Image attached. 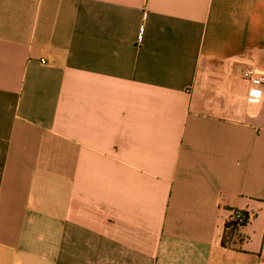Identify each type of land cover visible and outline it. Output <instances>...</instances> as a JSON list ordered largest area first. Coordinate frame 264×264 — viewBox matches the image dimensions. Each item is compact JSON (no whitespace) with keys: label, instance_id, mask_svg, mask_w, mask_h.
Instances as JSON below:
<instances>
[{"label":"crops","instance_id":"obj_1","mask_svg":"<svg viewBox=\"0 0 264 264\" xmlns=\"http://www.w3.org/2000/svg\"><path fill=\"white\" fill-rule=\"evenodd\" d=\"M247 67L264 0H0V264H264Z\"/></svg>","mask_w":264,"mask_h":264},{"label":"built area","instance_id":"obj_2","mask_svg":"<svg viewBox=\"0 0 264 264\" xmlns=\"http://www.w3.org/2000/svg\"><path fill=\"white\" fill-rule=\"evenodd\" d=\"M241 77L249 84V88L246 93L247 104H258L261 98L262 88L264 86V74L258 72L255 68L247 67L241 72ZM235 218L239 222L243 219L239 213H235Z\"/></svg>","mask_w":264,"mask_h":264},{"label":"trees","instance_id":"obj_3","mask_svg":"<svg viewBox=\"0 0 264 264\" xmlns=\"http://www.w3.org/2000/svg\"><path fill=\"white\" fill-rule=\"evenodd\" d=\"M235 213H239L242 216V221L239 222L236 218H235ZM248 221V215L246 214V212L244 211H240V210H235L233 211L232 216L225 222L224 225V233H223V237H222V245L226 246V242L227 240H230L233 237V241L235 238H239V230L245 226V224Z\"/></svg>","mask_w":264,"mask_h":264}]
</instances>
